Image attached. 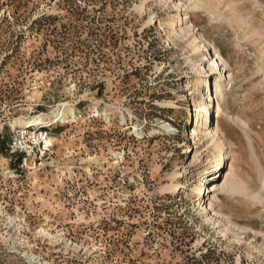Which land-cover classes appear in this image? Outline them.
<instances>
[{
  "label": "rangeland",
  "instance_id": "rangeland-1",
  "mask_svg": "<svg viewBox=\"0 0 264 264\" xmlns=\"http://www.w3.org/2000/svg\"><path fill=\"white\" fill-rule=\"evenodd\" d=\"M189 1L0 0V264H264V0ZM177 13L230 74L209 124L230 155L216 188L241 182L214 218L191 199L210 144L183 113L212 75Z\"/></svg>",
  "mask_w": 264,
  "mask_h": 264
},
{
  "label": "bare ground",
  "instance_id": "bare-ground-1",
  "mask_svg": "<svg viewBox=\"0 0 264 264\" xmlns=\"http://www.w3.org/2000/svg\"><path fill=\"white\" fill-rule=\"evenodd\" d=\"M190 1L193 2L192 9L198 8V6L202 2L200 0H190ZM190 1H189V5L191 4ZM180 6L181 4L179 1L177 2V4H173L174 11L178 12ZM212 12L213 11H211L210 13ZM238 19L241 20V18ZM167 26L170 33L174 37H178L179 40L186 39V42L190 46L193 54L198 58V61L201 60L206 61L207 70L210 73V75H212V78L211 76L209 78V76L207 75L205 76V78H197L195 80L193 88H191L192 93H189L188 95L190 96L188 108L183 109V113L186 116L187 124H188L191 118V106L197 108L199 113H197V115L196 114L193 115V119L194 118L196 119L195 121L196 124L191 123V127H190V129L193 128L192 132H190L191 140L193 141V144H196L200 139L202 140L204 139L210 144L211 152L209 153L212 161L210 164H211V168L213 169L210 172L211 174L203 179V181H205L204 184L200 185L199 188L196 187L193 189V191L191 192V199L194 202H196L197 209H202L205 213L211 214L212 217L214 218L217 217L219 214L215 208L218 206V203L220 202V195L221 194L232 195L234 193H237L240 189L239 185L241 182V181L239 182L240 177H238L235 172H232L230 174V177H228L229 180H227V183L224 182L226 183L225 187L223 183V187L216 188L217 187L216 184L221 178L222 172L225 170V168L229 166L230 155L227 152V147L224 144V141L221 140L217 130L213 129L209 124V117L213 114L214 110L219 116L221 115L227 118V114L226 112H224L223 105H225V98L227 94L225 90V85L230 84V79H229L230 74H228V78L225 77V73L223 71L226 69V66L224 61L216 51L215 47L209 44L202 35L199 36L191 35V32L194 30V27L190 22L188 23L185 22V17H183L182 14L177 13V19L169 22ZM242 37L245 36L242 35ZM194 67L196 73L203 75L208 74L207 71L203 70L200 64H196V66L194 64ZM213 75L216 76L213 77ZM196 95L199 96L198 99H196ZM66 112L67 111L65 110V107L62 106V109L57 108L56 110H54V112L51 114V117L49 116L51 118L50 120H48L49 117H46L44 115H38L37 117H33V118L21 119L17 122V125L20 128H24V127L26 128L32 126L36 127L38 125H45L49 127V125H51L52 123L65 121ZM68 112L71 113V110L70 111L68 110ZM104 116L106 117V114H104ZM215 127H218V122ZM164 129L167 132H172V130L168 125H165ZM44 142L47 145L49 144V141H44ZM231 167H233V165L230 164L229 168ZM216 175H218V177L215 181ZM211 185L214 186L213 189L210 188ZM263 187H264V179L262 180V188ZM178 188H181L180 184L177 185L171 184L168 189L176 191L178 190ZM210 193H213L211 198L209 196ZM259 194L260 193L254 194L252 196L253 199L259 200L260 199Z\"/></svg>",
  "mask_w": 264,
  "mask_h": 264
},
{
  "label": "built area",
  "instance_id": "built-area-1",
  "mask_svg": "<svg viewBox=\"0 0 264 264\" xmlns=\"http://www.w3.org/2000/svg\"><path fill=\"white\" fill-rule=\"evenodd\" d=\"M44 141V140H43Z\"/></svg>",
  "mask_w": 264,
  "mask_h": 264
}]
</instances>
